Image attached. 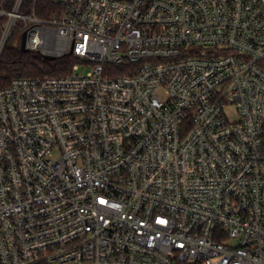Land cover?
I'll list each match as a JSON object with an SVG mask.
<instances>
[{
	"label": "built area",
	"instance_id": "1",
	"mask_svg": "<svg viewBox=\"0 0 264 264\" xmlns=\"http://www.w3.org/2000/svg\"><path fill=\"white\" fill-rule=\"evenodd\" d=\"M5 1L76 62L0 89V264H264V0Z\"/></svg>",
	"mask_w": 264,
	"mask_h": 264
},
{
	"label": "trees",
	"instance_id": "2",
	"mask_svg": "<svg viewBox=\"0 0 264 264\" xmlns=\"http://www.w3.org/2000/svg\"><path fill=\"white\" fill-rule=\"evenodd\" d=\"M2 1L0 0V4ZM13 3L14 0H6L5 9L10 10ZM32 11L38 19L51 20L63 14V7L54 0H24L20 13L25 15ZM19 35L15 36L13 42L9 38L1 55L0 89L7 87L15 79L61 78L71 72L72 65L76 62L71 55L47 61L37 52L21 51Z\"/></svg>",
	"mask_w": 264,
	"mask_h": 264
},
{
	"label": "rangeland",
	"instance_id": "3",
	"mask_svg": "<svg viewBox=\"0 0 264 264\" xmlns=\"http://www.w3.org/2000/svg\"><path fill=\"white\" fill-rule=\"evenodd\" d=\"M18 34H20L19 35V46H20V42H21V39L20 38H21L22 33L21 32H18L16 30V28L13 30V33H12V36H11V42H13L15 40V36H17ZM81 72H86V70H83V68L80 67L78 73H81ZM226 114H227V118H228V120L230 122L231 121H236L238 119V117H237V115H236V113L234 111V108L227 109L226 110Z\"/></svg>",
	"mask_w": 264,
	"mask_h": 264
},
{
	"label": "water",
	"instance_id": "4",
	"mask_svg": "<svg viewBox=\"0 0 264 264\" xmlns=\"http://www.w3.org/2000/svg\"><path fill=\"white\" fill-rule=\"evenodd\" d=\"M24 45H25V34L23 33L22 36H21V42H20V49H21V51H26ZM44 59L47 60V61L56 60L55 57H48V56L44 57Z\"/></svg>",
	"mask_w": 264,
	"mask_h": 264
}]
</instances>
